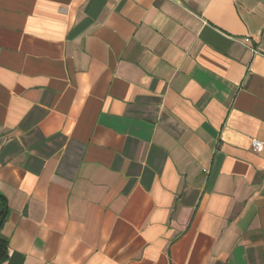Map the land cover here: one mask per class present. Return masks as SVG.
Instances as JSON below:
<instances>
[{
	"label": "crops",
	"instance_id": "obj_1",
	"mask_svg": "<svg viewBox=\"0 0 264 264\" xmlns=\"http://www.w3.org/2000/svg\"><path fill=\"white\" fill-rule=\"evenodd\" d=\"M252 140L264 0H0L3 264H264Z\"/></svg>",
	"mask_w": 264,
	"mask_h": 264
},
{
	"label": "trees",
	"instance_id": "obj_2",
	"mask_svg": "<svg viewBox=\"0 0 264 264\" xmlns=\"http://www.w3.org/2000/svg\"><path fill=\"white\" fill-rule=\"evenodd\" d=\"M9 214V208L6 197L0 193V264H3L9 257V243L5 237H2L1 231L6 224Z\"/></svg>",
	"mask_w": 264,
	"mask_h": 264
},
{
	"label": "built area",
	"instance_id": "obj_3",
	"mask_svg": "<svg viewBox=\"0 0 264 264\" xmlns=\"http://www.w3.org/2000/svg\"><path fill=\"white\" fill-rule=\"evenodd\" d=\"M243 40L246 43L250 42L249 38H244ZM252 141H253L252 142V151L255 153L261 152V149L263 148L264 143L262 141H258V140H252Z\"/></svg>",
	"mask_w": 264,
	"mask_h": 264
}]
</instances>
